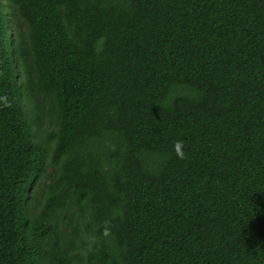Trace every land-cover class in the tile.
Listing matches in <instances>:
<instances>
[{
	"label": "trees",
	"instance_id": "trees-1",
	"mask_svg": "<svg viewBox=\"0 0 264 264\" xmlns=\"http://www.w3.org/2000/svg\"><path fill=\"white\" fill-rule=\"evenodd\" d=\"M0 264H264V0H0Z\"/></svg>",
	"mask_w": 264,
	"mask_h": 264
},
{
	"label": "rangeland",
	"instance_id": "rangeland-1",
	"mask_svg": "<svg viewBox=\"0 0 264 264\" xmlns=\"http://www.w3.org/2000/svg\"><path fill=\"white\" fill-rule=\"evenodd\" d=\"M52 127H53V124H51L50 118L45 119L42 128H48L49 130H51Z\"/></svg>",
	"mask_w": 264,
	"mask_h": 264
}]
</instances>
